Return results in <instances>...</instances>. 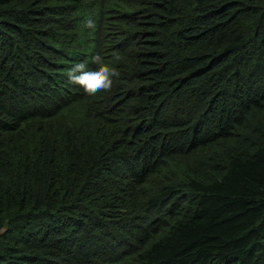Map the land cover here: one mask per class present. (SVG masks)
I'll use <instances>...</instances> for the list:
<instances>
[{
  "label": "trees",
  "instance_id": "obj_1",
  "mask_svg": "<svg viewBox=\"0 0 264 264\" xmlns=\"http://www.w3.org/2000/svg\"><path fill=\"white\" fill-rule=\"evenodd\" d=\"M0 229V264H264V0H0Z\"/></svg>",
  "mask_w": 264,
  "mask_h": 264
},
{
  "label": "clouds",
  "instance_id": "obj_2",
  "mask_svg": "<svg viewBox=\"0 0 264 264\" xmlns=\"http://www.w3.org/2000/svg\"><path fill=\"white\" fill-rule=\"evenodd\" d=\"M86 27L94 28V24L88 21ZM114 59L119 60V56H114ZM92 62L96 65L94 70H89L83 62L76 63L69 69L67 73L69 83L79 86L89 96L110 92L115 80L120 77V72L106 60L102 53L93 56Z\"/></svg>",
  "mask_w": 264,
  "mask_h": 264
}]
</instances>
